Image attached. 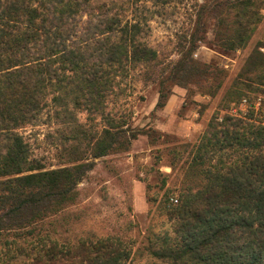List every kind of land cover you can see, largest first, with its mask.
<instances>
[{
    "label": "trees",
    "instance_id": "trees-1",
    "mask_svg": "<svg viewBox=\"0 0 264 264\" xmlns=\"http://www.w3.org/2000/svg\"><path fill=\"white\" fill-rule=\"evenodd\" d=\"M170 1L0 0V264L132 263L135 241L120 236L75 243L55 238L57 219L77 203L96 160L130 151L143 135L128 109L112 108L113 99L123 97L135 77L159 86L158 108L172 94L170 82L221 81L214 65L195 60L194 52L210 33L225 53L245 48L264 6L189 1L190 49L167 67L147 37ZM263 49L261 43L252 51L247 74L264 69ZM246 88L251 84L238 79L222 103L241 100ZM222 112L197 143L182 144L190 157L179 198L168 192L166 201L177 203L162 208L172 232L149 237L138 249L162 264H264V107L257 100L245 111ZM48 113L65 123L70 118L76 132L66 164L56 169L32 159L23 134ZM152 133L145 135L153 139Z\"/></svg>",
    "mask_w": 264,
    "mask_h": 264
},
{
    "label": "rangeland",
    "instance_id": "rangeland-1",
    "mask_svg": "<svg viewBox=\"0 0 264 264\" xmlns=\"http://www.w3.org/2000/svg\"><path fill=\"white\" fill-rule=\"evenodd\" d=\"M189 1H170L171 4L151 22L152 29L147 40L159 51L167 67H172L182 53L190 49ZM196 1L213 6V0ZM256 1L259 6L264 2ZM153 2L149 0V5ZM261 16L253 39L245 48L225 53L215 47L213 42L216 43V39L210 33L208 42L201 43L194 52L195 60L214 65V69L222 75L221 81L198 78L197 83L187 86H175L170 82L166 91L172 94L166 106L158 108L159 86L152 83L145 85L135 77V83L128 86L124 96L113 99L112 108L115 111L128 109L132 113L133 127L143 131V135L133 142L130 151L96 160L94 169L79 186L77 203L66 210L63 218L57 219L59 234L55 238L75 243L120 236L127 241H135V256L131 264H162L138 249L148 242L149 237L155 239L172 232L162 208L170 203L176 204L173 199L179 198L185 166L190 157V149L183 148L182 144L197 143L220 109L225 112L245 111V101L249 104L257 100H262L264 107V69L246 73L247 60L252 51L259 44H264V6ZM238 79L251 84L253 90L244 89L241 100L226 106L222 103L223 97ZM219 83H223L222 88L212 96ZM62 118L48 113L38 126L23 131L31 145L32 159L40 161L48 169L66 164L65 149L71 146L76 136L72 120L66 118L65 123ZM78 118L86 122L87 115L79 113ZM150 129L156 132L152 133L153 139L145 135ZM168 192L173 197L169 203L166 201Z\"/></svg>",
    "mask_w": 264,
    "mask_h": 264
},
{
    "label": "built area",
    "instance_id": "built-area-1",
    "mask_svg": "<svg viewBox=\"0 0 264 264\" xmlns=\"http://www.w3.org/2000/svg\"><path fill=\"white\" fill-rule=\"evenodd\" d=\"M263 51H264V49H263ZM244 103H245L244 105H245L246 107H248L249 104H247L246 101H245ZM175 202L177 203V200H176Z\"/></svg>",
    "mask_w": 264,
    "mask_h": 264
}]
</instances>
